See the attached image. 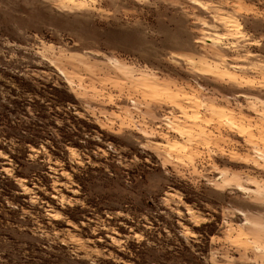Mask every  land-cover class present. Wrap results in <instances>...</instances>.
<instances>
[{
    "label": "rangeland",
    "instance_id": "1",
    "mask_svg": "<svg viewBox=\"0 0 264 264\" xmlns=\"http://www.w3.org/2000/svg\"><path fill=\"white\" fill-rule=\"evenodd\" d=\"M0 264H264V0H0Z\"/></svg>",
    "mask_w": 264,
    "mask_h": 264
},
{
    "label": "trees",
    "instance_id": "2",
    "mask_svg": "<svg viewBox=\"0 0 264 264\" xmlns=\"http://www.w3.org/2000/svg\"><path fill=\"white\" fill-rule=\"evenodd\" d=\"M20 167H21V168H26V166H22V165H21Z\"/></svg>",
    "mask_w": 264,
    "mask_h": 264
}]
</instances>
